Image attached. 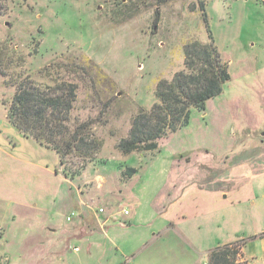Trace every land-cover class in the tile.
<instances>
[{
  "label": "rangeland",
  "instance_id": "374dc122",
  "mask_svg": "<svg viewBox=\"0 0 264 264\" xmlns=\"http://www.w3.org/2000/svg\"><path fill=\"white\" fill-rule=\"evenodd\" d=\"M203 1L201 11L199 0H0V264H41L29 259L30 248L38 252L44 247L32 237H50L29 225L40 213L32 216L24 208L32 199L24 186L34 187L38 195L31 203L48 205L55 194L61 196L55 212V225L64 224L60 236L62 228L72 225L66 222L71 216L65 217L76 211L77 189L84 196L106 197L114 209L126 208L133 213L127 219L143 210L135 207L136 183L127 188L123 183L137 173L153 172L148 163L156 157L174 160L168 188L155 205L162 214L154 221L141 215L130 232L169 220L186 230L185 245L176 231V248L200 251L192 255L193 264H206L205 249L224 244L239 251L240 262L262 264L264 0ZM210 39L230 76L221 94L203 112L193 109L189 124L162 139L157 150L122 154L117 145L133 119L157 103L156 85L184 70V47ZM28 79L51 87L66 80L78 87L68 125L87 124L101 146L91 157L70 160L72 180L62 174L54 152L33 151L8 123L16 85ZM24 159L37 167L30 169ZM129 168L136 170L131 177ZM180 181L183 190L193 187L207 197L184 196L178 200L182 204L169 206L181 193ZM68 240L60 264H98L93 247Z\"/></svg>",
  "mask_w": 264,
  "mask_h": 264
},
{
  "label": "trees",
  "instance_id": "16d2710c",
  "mask_svg": "<svg viewBox=\"0 0 264 264\" xmlns=\"http://www.w3.org/2000/svg\"><path fill=\"white\" fill-rule=\"evenodd\" d=\"M204 8V1L199 0V9ZM229 79L227 65L211 39L209 43L187 44L184 70L156 85L157 103L133 119L127 137L119 141L117 149L125 155L157 150L162 139L189 124L193 109L203 112L206 103L221 94ZM77 88L66 80L52 87L24 80L16 85L7 109L8 123L25 139L54 152L62 174L69 180L75 177L67 167L70 160L91 157L101 146L91 138L87 124H75L73 129L68 125ZM135 173L133 168L127 170L130 177ZM240 256L232 244H226L210 250L206 264H244L239 261Z\"/></svg>",
  "mask_w": 264,
  "mask_h": 264
},
{
  "label": "crops",
  "instance_id": "0c3cea01",
  "mask_svg": "<svg viewBox=\"0 0 264 264\" xmlns=\"http://www.w3.org/2000/svg\"><path fill=\"white\" fill-rule=\"evenodd\" d=\"M28 141H30L31 146L34 147L32 148L33 151H37L35 148H39L40 151H47V149L42 150L44 148H41L33 141L26 140V142ZM41 153L42 152H39V154ZM8 157L13 158L14 160L19 159L10 155ZM24 160L25 164L28 165L30 169L37 167V165L31 161ZM170 160L171 158L156 157L148 163V166L151 164V167H155L153 172H146L145 174L137 173L131 179L132 182L123 183L124 188H127L131 183H136L134 187L137 190L138 197L135 207L137 210L144 207L143 210L135 213L131 219H127L126 217L132 216L133 213L130 214V211L127 215H123L122 213L123 211H127L126 208L120 210L114 209L113 201L107 200L106 197L95 199L89 195L84 196V194L77 189L79 193L78 201L73 205V208L76 211L72 210L65 217L66 221V218L71 216V220L66 222L72 223V225L67 228H62L63 231L60 236L57 235V232L58 230H61V227L64 224L61 221L59 227L55 225V212L59 207V202H61V196L55 194V198L48 205H42V203L38 201L31 203L33 198H36L38 195L37 193H34V187L24 186L26 196H29L30 198L32 197L30 205H27L28 207L24 208L28 209V213L32 216H36L40 213L38 220L33 221V223L29 225L34 226L33 229L35 232L43 230L50 236L47 240H43L41 236L39 238L32 237L33 240L38 242V245L44 247L41 250H38V252H36L34 248H30L29 259L37 262L39 261L41 264H46L47 261L49 264H60L63 262V253L65 249L62 246L65 244V240L69 239L75 240L78 243L85 242L89 247H93L94 250L92 252L97 257L98 264H174V260L176 262L175 264H193V256L199 254L200 251L197 252L195 247H193V250L190 248L186 250L182 245L183 252L180 251L182 250L181 247L180 249H177L176 245L172 242L173 240L175 241L174 235L177 231L180 237L184 238V240L182 238L180 240L185 245L186 230L182 227H177L169 220L159 221L160 223L148 226L143 231L137 233L130 232V229H133L136 222L138 220L141 221L143 218L141 215L143 214L147 215V220L154 221L156 218L158 219L159 212L155 209V205L157 204L159 196L161 199L162 192L168 188L171 180L170 175L172 169L170 165L173 164L174 160L172 162H170ZM44 171L47 174L52 175V171L47 166ZM257 175L258 174H254L253 177H258ZM25 180L29 182V174L25 175ZM118 185H120V187L122 186L121 183H118ZM182 185L184 184L180 181L178 187L181 188L180 186ZM211 190L220 191L221 194L225 193L221 188ZM180 191L181 193L176 201L175 199H172L173 201H168L169 206H171V204L174 206L177 201L184 196H186V198L189 196L199 197V193H201L203 197H207V194H204V192H196L193 187H188L185 190L181 188ZM117 192H119V196H121L123 191L119 189ZM212 192L213 191H210V193ZM169 197L170 196H168V198ZM96 201L100 203L97 204L95 203ZM70 203H73V199L70 200ZM178 203L182 204L183 201H178ZM100 208L104 209L103 213H99L98 210ZM159 214L161 216L162 213L160 212ZM147 224L148 223H145L144 226H147ZM197 229L201 230L200 227H197ZM101 239H103V245L99 242L102 241ZM31 244L37 243L31 242ZM74 249L77 250V248ZM91 249L92 248L88 249V253L91 252ZM212 249L214 248L205 249L206 251H204V253L206 258L207 253ZM176 250L178 254H176ZM36 254H38V256H36ZM120 256L123 260L119 261ZM178 257L182 260V263L177 260ZM248 259L249 258H247V260ZM138 261L140 263H138ZM249 264L252 263L249 262Z\"/></svg>",
  "mask_w": 264,
  "mask_h": 264
},
{
  "label": "built area",
  "instance_id": "2783aa9c",
  "mask_svg": "<svg viewBox=\"0 0 264 264\" xmlns=\"http://www.w3.org/2000/svg\"><path fill=\"white\" fill-rule=\"evenodd\" d=\"M99 213H103L104 212V209H102V208H100L99 210ZM123 213V215H127L128 214V212L127 211H123L122 212ZM71 220V218L70 217H68L67 218V221H70ZM262 264H264V257H263V259H262V262H261Z\"/></svg>",
  "mask_w": 264,
  "mask_h": 264
}]
</instances>
